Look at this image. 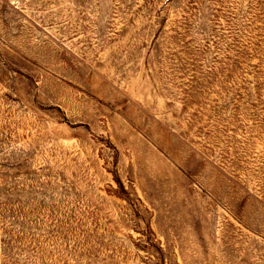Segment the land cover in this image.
Returning <instances> with one entry per match:
<instances>
[{
	"label": "rangeland",
	"instance_id": "1",
	"mask_svg": "<svg viewBox=\"0 0 264 264\" xmlns=\"http://www.w3.org/2000/svg\"><path fill=\"white\" fill-rule=\"evenodd\" d=\"M0 264H264V0H0Z\"/></svg>",
	"mask_w": 264,
	"mask_h": 264
}]
</instances>
